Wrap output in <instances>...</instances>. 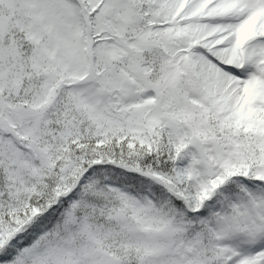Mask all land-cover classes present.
Instances as JSON below:
<instances>
[{
  "label": "snow or ice",
  "instance_id": "6c2138e0",
  "mask_svg": "<svg viewBox=\"0 0 264 264\" xmlns=\"http://www.w3.org/2000/svg\"><path fill=\"white\" fill-rule=\"evenodd\" d=\"M0 264H264V0H0Z\"/></svg>",
  "mask_w": 264,
  "mask_h": 264
}]
</instances>
